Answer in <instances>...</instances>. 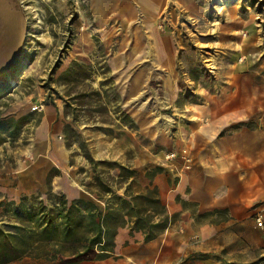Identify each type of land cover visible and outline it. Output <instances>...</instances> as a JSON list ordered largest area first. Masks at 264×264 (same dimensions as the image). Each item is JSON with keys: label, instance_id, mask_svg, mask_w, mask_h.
<instances>
[{"label": "rangeland", "instance_id": "374dc122", "mask_svg": "<svg viewBox=\"0 0 264 264\" xmlns=\"http://www.w3.org/2000/svg\"><path fill=\"white\" fill-rule=\"evenodd\" d=\"M14 2L23 15L24 32L12 60L0 37V118L11 116L23 125L15 137L0 132V168L19 169L29 163L32 132L48 108L60 127L56 150L65 154L66 175L89 200H95L91 192L96 191V175L119 195L126 190L128 195L159 197L153 180L166 167L160 153L165 146L157 139L173 137L181 128L179 118L184 115L177 107L204 97L237 101L264 90V0H199L202 11L194 18L178 6L180 36L197 57L190 67H179V89L171 105L164 101L158 79L150 82L151 90L148 85L132 96L129 76L109 72L111 51L94 29L88 0ZM259 40L262 46L257 47ZM255 117L257 123L264 120V111ZM40 195L46 199L45 191ZM161 204H145L142 214L155 211L162 216ZM255 218V226L264 232V217L262 226ZM223 219L219 214L215 220ZM207 254L200 252L198 258ZM221 254L215 252L216 257ZM262 257L264 244L247 246L241 263L224 264H264ZM9 264L55 262L27 257Z\"/></svg>", "mask_w": 264, "mask_h": 264}, {"label": "crops", "instance_id": "0c3cea01", "mask_svg": "<svg viewBox=\"0 0 264 264\" xmlns=\"http://www.w3.org/2000/svg\"><path fill=\"white\" fill-rule=\"evenodd\" d=\"M88 3L94 29L104 48L111 51L109 72L122 78L129 76L132 96L158 79L164 101L171 105L179 89V67H190L191 60L197 57L188 40L180 36L182 22L177 9L182 6L189 17L199 16V0ZM260 46L259 40L257 47ZM261 90L258 88L253 97L242 96V100L223 102L204 97L198 103L185 101L177 107L184 115L179 118L181 128L173 137L157 139L165 146L160 153L187 142L194 161L182 173L166 164L165 171L154 177L159 198L171 218L168 226L149 241L129 225L119 227L111 256L76 264L241 263L245 247L263 245L264 232L254 222L256 216L264 217V120H255L257 112L264 111ZM203 119L207 120L205 124ZM55 120L56 115L48 108L42 113L32 132L26 166L0 168L2 198L17 201L23 195L43 193L47 175L55 168L59 174L51 176L54 191L65 193L69 200L88 199L85 191L66 175L65 154L56 150L60 127ZM219 214L224 216L221 221L215 220ZM245 221L247 225L242 229ZM217 251L222 252L220 257H216ZM200 252L208 253L206 259L198 258Z\"/></svg>", "mask_w": 264, "mask_h": 264}, {"label": "trees", "instance_id": "16d2710c", "mask_svg": "<svg viewBox=\"0 0 264 264\" xmlns=\"http://www.w3.org/2000/svg\"><path fill=\"white\" fill-rule=\"evenodd\" d=\"M22 125V120L11 116L0 118V132L10 137L17 136ZM134 126L133 122L131 127ZM87 158L92 162L89 156ZM53 174L59 173L49 171L46 199L40 194H31L16 201L0 195V264L27 257L55 264L104 259L112 255L119 227L129 225L131 230L141 231L143 239L149 241L161 234L171 220L163 204L164 213L160 217L155 211L152 215L142 214L147 210L145 204L160 205L158 196L128 195L126 190L119 195L97 175L94 176L96 191L91 192L95 200H69L65 193L53 191Z\"/></svg>", "mask_w": 264, "mask_h": 264}, {"label": "water", "instance_id": "95a60500", "mask_svg": "<svg viewBox=\"0 0 264 264\" xmlns=\"http://www.w3.org/2000/svg\"><path fill=\"white\" fill-rule=\"evenodd\" d=\"M23 32L24 18L21 11L16 8L14 0H0V37L5 49L10 52L8 60H12L18 54L22 45Z\"/></svg>", "mask_w": 264, "mask_h": 264}, {"label": "built area", "instance_id": "2783aa9c", "mask_svg": "<svg viewBox=\"0 0 264 264\" xmlns=\"http://www.w3.org/2000/svg\"><path fill=\"white\" fill-rule=\"evenodd\" d=\"M261 38L262 40H264L263 35L261 36ZM39 110H41V108ZM206 121L207 120H205V123ZM28 157H30V155H28ZM162 161L163 164H168L170 167H172L176 173H182L191 168L194 158L189 144L185 142L177 149L164 152ZM176 163L178 164L177 167ZM255 220L258 226H262L263 223L261 220V216H257Z\"/></svg>", "mask_w": 264, "mask_h": 264}, {"label": "bare ground", "instance_id": "6f19581e", "mask_svg": "<svg viewBox=\"0 0 264 264\" xmlns=\"http://www.w3.org/2000/svg\"><path fill=\"white\" fill-rule=\"evenodd\" d=\"M216 1H217V2H221V1H224V0H216ZM11 29L13 30V28H11ZM10 36H11V37H14L13 34H10ZM80 42H81V41H80ZM80 42H79V43H80ZM80 44H81V43H80ZM261 45H262V42H261Z\"/></svg>", "mask_w": 264, "mask_h": 264}]
</instances>
